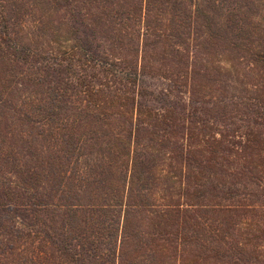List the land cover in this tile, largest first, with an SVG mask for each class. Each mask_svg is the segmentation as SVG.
Instances as JSON below:
<instances>
[{"label": "trees", "instance_id": "trees-1", "mask_svg": "<svg viewBox=\"0 0 264 264\" xmlns=\"http://www.w3.org/2000/svg\"><path fill=\"white\" fill-rule=\"evenodd\" d=\"M259 208L264 0H0V264H264Z\"/></svg>", "mask_w": 264, "mask_h": 264}, {"label": "rangeland", "instance_id": "rangeland-1", "mask_svg": "<svg viewBox=\"0 0 264 264\" xmlns=\"http://www.w3.org/2000/svg\"><path fill=\"white\" fill-rule=\"evenodd\" d=\"M229 4V3H228ZM231 4H233V3H231ZM230 5V4H229ZM253 22H255V21H253ZM248 28V27H247ZM153 83L156 85V84H158V86H159V83L157 82V81H153ZM4 95V94H3ZM5 96V95H4ZM22 97H24V96H22ZM160 190L158 189V191L154 194V196H155V198L158 200V201H160V200H162L161 199V194H162V191L161 192H159ZM257 210H264V208H259V209H257ZM251 216V217H250ZM241 221H240V226L239 227H241V228H245V227H243L242 225H247L249 222H251V221H254L256 224H264L263 223V220H264V214L261 212L258 216L257 215H254V214H252V211H249V213H247L245 216H243L241 219H240ZM240 241H243V240H240ZM239 241V242H240Z\"/></svg>", "mask_w": 264, "mask_h": 264}]
</instances>
